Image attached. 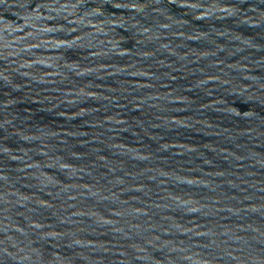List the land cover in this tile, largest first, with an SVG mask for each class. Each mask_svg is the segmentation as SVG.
Returning <instances> with one entry per match:
<instances>
[{
	"label": "water",
	"instance_id": "water-1",
	"mask_svg": "<svg viewBox=\"0 0 264 264\" xmlns=\"http://www.w3.org/2000/svg\"><path fill=\"white\" fill-rule=\"evenodd\" d=\"M0 264H264V0H0Z\"/></svg>",
	"mask_w": 264,
	"mask_h": 264
}]
</instances>
